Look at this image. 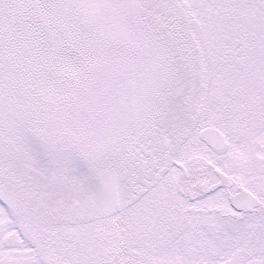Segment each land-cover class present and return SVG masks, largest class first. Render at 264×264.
I'll return each instance as SVG.
<instances>
[{
    "label": "snow or ice",
    "instance_id": "6c2138e0",
    "mask_svg": "<svg viewBox=\"0 0 264 264\" xmlns=\"http://www.w3.org/2000/svg\"><path fill=\"white\" fill-rule=\"evenodd\" d=\"M0 264H264V0H0Z\"/></svg>",
    "mask_w": 264,
    "mask_h": 264
}]
</instances>
